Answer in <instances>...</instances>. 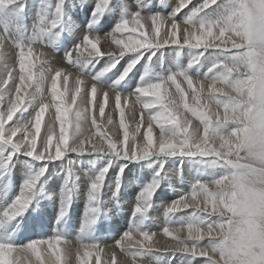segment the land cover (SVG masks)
I'll use <instances>...</instances> for the list:
<instances>
[{
  "label": "snow or ice",
  "instance_id": "obj_1",
  "mask_svg": "<svg viewBox=\"0 0 264 264\" xmlns=\"http://www.w3.org/2000/svg\"><path fill=\"white\" fill-rule=\"evenodd\" d=\"M18 3L20 0H0V10ZM109 3L110 0H97L93 17L102 16ZM191 3L192 0H177L174 14H179ZM63 4L64 0H57L55 18L41 20L37 32L43 35L60 25ZM214 5L217 6L215 19H197ZM89 27H92L91 23ZM117 34H126V38H117ZM108 38L117 46L118 52L111 47L101 51L98 45L102 38L85 34L82 42L65 55L69 63L73 60V51L76 57H85L84 52H87L86 57L89 58L108 56L112 60L91 78L90 88L85 85L81 98V103L86 104L83 109L77 104L83 81L75 80L74 92L66 100L68 76L62 69H56L50 76L49 87L55 104L54 118L49 117L45 122L50 104L42 102L29 121L12 128L9 124L29 98V93L27 100L25 98L27 88L32 86L34 79L37 83L43 77V67L38 73L33 72V45L23 43L14 45L18 49L16 62L9 63L2 51L5 49L4 40L0 39V61L3 62L0 63V141L13 149L8 161L19 151L37 161L59 160L68 153H102L129 161L153 155L209 158L211 166L219 170V175L211 181L198 180L189 193L177 198L166 209L168 214L181 209L195 210L191 222L180 227L163 228V235L176 240L175 245L163 250L153 249L144 242H151L155 233L129 230L116 242L117 246L123 240L131 241L133 233L143 238L136 242L138 246L135 249L122 248L133 258V264L136 257H145L154 251L203 257V264H264V0H202L181 21L171 16L162 18L159 14L145 17L138 11L117 23L114 30L104 37L105 40ZM169 45L215 49L226 56L212 64L209 71L213 75L205 80L207 83L194 80L186 71H180L166 79L137 86L131 94L110 89L114 93V103L106 116L111 97L108 91H104L102 98L97 99L95 82L115 68L126 53L137 54ZM199 59V56L194 58L188 67L198 63ZM138 60L139 57L124 68L113 81L114 86L128 76ZM17 62L18 73L15 71ZM62 77L64 92L59 87ZM173 85L175 91L170 92ZM205 92L207 95H203ZM130 99L132 106L128 111L133 119L136 105H142L139 121L132 127L126 123L125 117ZM189 100L193 102L189 103ZM74 106L78 110L73 117ZM97 108L99 120L95 114ZM90 109L91 123L87 134H84L81 128L89 119ZM114 114L118 115V125ZM186 114L197 119L200 126L193 128L192 120ZM105 125H112L116 131ZM154 125L159 130L155 139ZM107 171L108 167L101 170L91 183L90 201L97 200ZM42 175L43 171L26 180L24 190L4 210V218L13 220L29 208L31 193ZM158 187L157 179L144 186L138 194L134 213L142 214L150 207L148 202ZM189 196L191 202L188 201ZM198 197L202 198L203 206ZM180 233L186 234L181 236ZM205 239L206 244L202 243ZM62 243L65 245L63 249L59 247ZM45 245L51 252L47 259L41 255V248ZM93 248L97 249L96 253L91 251ZM99 251L102 249L97 243H80L74 248L61 235L34 240L23 246L0 242V264H21L18 258H11L14 252L34 254L36 260L32 264H73V258L77 264H92L93 255L94 264H101ZM111 264H117L115 254Z\"/></svg>",
  "mask_w": 264,
  "mask_h": 264
},
{
  "label": "rangeland",
  "instance_id": "obj_2",
  "mask_svg": "<svg viewBox=\"0 0 264 264\" xmlns=\"http://www.w3.org/2000/svg\"><path fill=\"white\" fill-rule=\"evenodd\" d=\"M143 1H147V6H141L140 3ZM175 1L177 0H110V3L103 15L94 19L95 17H93V10L97 0H64L60 25L54 29H51L50 32L41 35L39 32H37V27L41 20L51 21L55 18V5L57 0H20V3L0 10V39L4 40L5 46V49H2V51H4L7 56H11L8 62L14 63L16 62V54H18V49L14 48L15 44L23 43L33 45V55L40 59L38 62H33L35 64L33 72L38 73L41 67H43V77L40 78L37 83L34 79L30 88L32 89L31 92L37 90L39 94L38 97L41 98L44 96V99H42L46 100L48 97H45V95L47 96L50 94V76L56 69H62L63 73L65 74L66 68L67 72L70 70V74H73L75 71L71 70L73 68H70V66L72 67L74 64H80L81 68L84 69L85 67L83 66V62L85 61L86 64L95 63L93 68L99 66L102 69L112 62L111 58L108 56L96 58H89L86 56L76 57L75 51H73V60L71 63L65 59L66 53L71 51L78 43L82 42L83 36L85 34H90L97 37L100 35H105L106 33L110 34L112 29L115 28V25L123 18H128L133 13L138 11L145 17H150L153 14H159L162 16V18H168L166 11L170 9L173 10L175 8ZM156 2L160 7H164L165 10L159 11V9H150V7L153 4H156ZM201 2L202 0H192V3L183 10V16L187 15V13L193 7L200 4ZM216 8V5L212 6L205 12H202L197 19H203L205 21L215 19L217 15ZM74 16L79 17L77 18ZM178 19L180 18H176V20ZM79 20H85L86 22L77 23ZM90 23L92 24V27H89ZM102 23H107L103 25H106L108 28L103 32H100L97 30V28H99V25ZM163 34L164 29L162 28L161 35ZM117 37L119 36L117 35ZM102 41L108 42V39L105 40L102 38L101 42ZM101 42L98 46L100 48H104ZM106 44L107 45H105V47L109 44V47L116 46L115 44L111 43V41ZM109 47L101 49V51H106L109 49ZM115 49L118 51L117 47ZM25 50L27 51V49ZM187 50L186 47L169 45L160 49L144 51L137 54L126 53L122 58H120L116 67L112 69L113 74L111 77L118 78L123 72L124 68L132 60L139 57L138 63L132 68L128 76L123 80L124 83L131 81L133 85L138 84L137 86H140L142 84L156 82L160 79H166L168 75L180 71H186L188 75H190L194 80L205 81L213 75V73L209 71L212 64L214 62L224 60L226 56L225 53H221L219 50L215 49L204 50L191 48V50ZM81 51H83V49H81ZM184 52H186L185 56L188 55L187 58L183 56ZM177 53H180L183 56L182 58H185L188 61H192L194 58L199 56V62L196 64H201L200 62L203 60L205 64L204 69L208 77L205 76L203 78H198L191 75L190 72L187 71L183 60L180 59L181 56L178 57ZM149 57H151V59H149ZM15 71L17 73L19 72L18 62L15 63ZM87 78L89 79L91 76H87ZM178 80L183 81V78L178 77ZM99 81H101L102 84V86H100L101 88L108 87L110 89V83L106 81L105 77H102ZM68 82L70 81L68 80ZM205 83H207V81H205ZM182 86L185 88L187 87L186 83H182ZM133 89L134 88L125 90V87H123L121 89L113 90L124 93L133 91ZM174 91L175 88L173 85L170 89V92ZM28 93L30 98V92ZM42 93L44 95H42ZM72 93V91H69L68 96H71ZM203 95H207V92L203 93ZM192 102L193 101L189 100V103ZM201 103H204V101L201 100ZM85 106L86 104L81 108ZM131 106L132 103L128 102V107L125 108V112L130 115L129 117L133 118V115L128 111V108ZM38 107L39 104L35 103L34 106H29V104L26 102L25 107L16 114L13 121L9 124V128L22 126L24 123L29 121L33 117ZM141 107L142 106L139 104L136 105L135 119H133L135 122L139 121ZM212 108L214 111V106H212ZM77 110L78 109L74 107L72 113L76 112ZM186 115H188L189 119L192 120L193 128L200 126V122L192 117L191 114ZM88 123L90 126V116ZM132 125L134 126V124ZM104 127L112 128L109 125ZM115 131L116 130L113 129V132ZM158 131V127L154 125V139L158 135ZM41 134H43V127ZM109 135H112V133L110 132ZM69 143H71V139H69ZM10 153H13L11 146H6L3 141H0V155L4 158L8 157ZM17 160L26 161V163L23 162L24 165L26 164L25 166H28L27 163L30 161L36 162L38 168H32L31 171H35L36 173L43 171V175L45 173L52 172L51 178H55L56 176L62 177L67 173L69 177L66 179L65 185L68 190V194L70 195L69 197H76L79 195L78 197H80L79 199L81 201L82 199L83 201H87L88 199V202L95 207V211H93V213L97 219L103 218V215L107 217L109 214H111V212H117L119 216L126 212L132 213L138 203V194L146 184L151 182L153 179H157L159 181V187L156 190L154 196L148 202L150 207H148L144 212L146 215L150 214L146 216L147 219H151L150 225L157 227L156 229L149 227L144 230L150 233H155V230L157 229H160V232L163 233V228L165 226L170 228L180 227L191 222L193 220V212L195 211L194 209H181L180 212L175 214H168L166 212L167 207L170 205V202H173L180 196L189 193L193 185L198 180L211 181L214 177L219 175V170L211 166L210 159L204 157H169L153 155L139 161H129L102 153H68L59 160L37 161L24 155L23 151L12 154L9 168L5 169V171H2V173L8 171L12 173L16 170L21 172V167L18 168V166L15 164ZM56 166H61V168L54 170L53 168ZM106 167H108V171L105 174L103 188L101 192L97 194V200L95 202L90 201V185L95 180V177L100 173V171ZM121 169H123L122 172ZM158 172L159 176H157ZM126 181L128 182L127 184ZM161 191L169 192L168 197L166 196L163 200L156 201L154 203L156 200L155 198ZM197 199L201 200V206H203L202 198L198 197ZM188 201L191 202L190 196L188 197ZM154 204L156 209L154 210L155 213L153 214L152 211ZM64 214L68 213L65 212ZM97 222L99 221H95V223ZM114 231H120V229H114ZM122 231L123 230L120 232ZM185 234L186 233H180L179 235L184 236ZM55 235L59 234H54V236ZM91 240L92 238L89 237L87 241L90 242ZM115 241L116 239L114 238L112 243ZM170 241L174 242L175 244L177 243V241L173 240L172 238H170ZM98 243L99 241L97 244ZM202 243L206 244V239ZM99 245L102 246V243ZM116 247L117 243L114 245V248ZM149 254L152 257L150 264H203L204 259L203 257L199 256L197 258H193L189 255L181 254L179 252L173 254L170 251L168 253L154 251L149 252ZM119 257L121 258V256ZM145 259L142 256L140 257L139 261H143L141 264L145 262Z\"/></svg>",
  "mask_w": 264,
  "mask_h": 264
},
{
  "label": "bare ground",
  "instance_id": "obj_3",
  "mask_svg": "<svg viewBox=\"0 0 264 264\" xmlns=\"http://www.w3.org/2000/svg\"><path fill=\"white\" fill-rule=\"evenodd\" d=\"M139 1H142V0H139ZM140 4L141 6L145 7L147 6L148 3L147 1H143ZM174 4H177V1H175ZM150 9H159V11L165 10L164 7L162 6L160 7L159 4H157V2L156 4H153L150 7ZM174 9L173 10L170 9L166 11V14L168 15V17L171 16L172 19L174 20H176V18H180L181 20H183V18L185 17L183 16V11L180 12L179 14H174ZM74 17H77V16H74ZM96 18L97 17H95L94 19ZM180 19L176 21H179ZM85 22H86L85 20H82V21L79 20L77 23H85ZM103 24H107V23H102L101 25H99L100 27L97 28L98 31L103 32L104 30L108 28L106 27V25H103ZM182 25L183 24L180 25L181 28L184 27V25L183 26ZM113 30L114 29H112V31ZM105 35H100L99 37L104 38ZM117 35L121 38H126V36H120V34H117ZM110 41H111L110 38H108V42L102 41L101 44L103 45L104 48H101V49H105L109 47L110 44L106 47L105 45H107L106 43H109ZM116 47L117 46L111 47V48L115 49ZM187 49L191 50V47L186 46V50ZM185 53L186 52H184L183 56L187 58L188 55L185 56ZM84 55L86 56L87 52H84ZM177 56L178 57L181 56L180 59L183 60V63L185 67L187 68V71H189L191 75H193L194 77H198V78L200 77L203 78L205 76L208 77L204 69L205 64L203 60L202 62H200L201 64L195 63L191 68H189L188 65L190 61L186 60L185 58H182L183 56L180 53H177ZM10 58L11 56H7L5 54V59L9 61ZM39 60L40 59L38 57H35L33 55L34 63L38 62ZM94 64L95 63L86 64L84 61L83 62V66L85 67L84 69L81 68L80 64H74L72 67L70 66V68H73L71 70L75 71V73L73 74H70L71 73L70 70H68L67 72L65 68L64 75H67L68 80L70 81L68 82L69 90L65 93L66 100L70 99V96H68V92L69 91L74 92L73 86L75 87V80L79 78L83 81V83L81 84V89H82L81 94L80 96L77 97V104L79 105L80 108L85 105L84 103H81V98L83 97V89L85 85H87L90 88L93 83L91 78L95 76L96 73H98L101 70L99 66L93 68ZM112 74H113V71L111 70L110 73L104 76L106 81L110 83V86H109L110 89H121L125 87V90H130V88L135 89L138 85V84L133 85L131 81H129L128 83H124V81H122L118 86H114L113 81H115L117 78H112L111 77ZM87 76H91V78L88 79ZM95 83L97 84V99L102 98L104 91H108L109 96L111 97L109 101V107H106V116H107L108 112L111 110L112 104L114 103V93L108 87L101 88L100 87L102 86L101 81H96ZM59 87H60V91L62 92L65 91L64 84H63V77L61 78ZM31 91L32 89L28 87L27 92L25 93V98H27L26 94L30 92V98L28 99V101H26L27 104H29V106L30 105L34 106L35 103L39 105L42 102L49 103L51 106L49 107L48 111L45 113V122L49 120V117L54 118L53 113L55 114V104L51 101L52 100L51 93L48 94L47 96L45 95V97H48V99L43 100L44 96L39 98L38 97L39 94L37 90L33 92ZM133 91L124 92L122 94H126V95L131 94L133 93ZM42 95L44 94L42 93ZM129 102L132 103V100L130 99ZM122 104H123V99H122ZM90 113H91V109L89 110V113H88L89 116H90ZM74 114L75 112L72 113L73 117H74ZM95 114L97 116V119L99 120L100 117H99L98 109H96ZM129 116L130 115L125 112L126 123H128L131 127L133 126L132 124H135L136 122L133 120V118ZM114 118L116 119L117 125H118V115L114 114ZM88 120L86 121V124L82 125V128H81V131L84 134H87V131L89 128ZM109 126L113 128L112 125H109ZM56 131H59L58 123L56 125ZM69 137L71 139V130L69 131ZM6 162H7V165L5 166ZM23 162L26 163V161H23V160H17L15 162L18 168L21 167V172L16 170V171H13L12 173H10V171L2 173V171H5V169L9 168L10 161H8V157L3 158L0 155V242L11 243L17 246H23L34 240L46 239V238L53 237L54 234H59L63 236L68 241V243L72 245L74 248L78 247L80 243H97L98 241H99L98 244L102 243V246H100L102 251H99L98 253L100 256L101 264H111V259H112L113 254H115L117 258V264H133V258L129 255H126L125 252L122 251V248L132 247L133 249H135V247L138 246L136 242L142 240L143 238L138 233H133L131 241L123 240L121 241V245L117 246L116 248H114V245L116 244L118 240H121L123 233H125L126 231H129V230L144 231L146 228H149V227L156 229L157 228L156 226L153 227L152 225H150L151 219L146 218V216L150 214L148 215H146L145 213L136 214L133 211L132 213L126 212L119 216L117 212H111L109 216L106 217L103 215L102 216L103 218L97 219L95 218L93 211H91V209L95 207L92 206V204L88 202V199L87 201H83V199L81 201L79 199L80 197H78L79 195H77L76 197H73V196L69 197L70 195L68 194V190L65 185V181L69 177L67 173L64 174L62 177L56 176L55 178H51L52 172H48L42 175L36 188L31 193L32 203L29 206V208L21 216H18L13 220H7L6 218H4L3 216L4 210L8 208L13 203L15 198L24 190L23 186L26 180L30 179L33 175L37 174L35 171H31L32 168L33 169L38 168L36 162L30 161L27 163L28 166H25L26 164L24 165ZM59 168H61V166H56L53 169L58 170ZM127 183L128 182L126 181V184ZM168 194L169 192L167 191H161L155 198L156 200L154 201V203L156 201L163 200L166 196L168 197ZM129 201H132V200H129ZM171 203L172 202H170V204ZM153 206L154 207H153L152 213L154 214L155 213L154 210L156 209L155 204ZM65 212H67L68 214H64ZM95 221H99V222L95 223ZM114 229L116 230L120 229V231L121 230L123 231L122 232L114 231ZM89 237L92 238L90 242L87 241ZM114 238L116 239V241L112 243ZM144 243L151 246L153 249L160 248L161 250L175 245L174 242L170 241V237L166 238V236H164L163 233L160 232V229L155 230V236H153V239L151 242L149 243L144 242ZM64 246H65L64 243H62L59 247L63 249ZM91 251L93 253H96L97 249L93 248L91 249ZM82 253H83V249L81 250V254ZM41 255L45 259H47L48 256H51V252L47 250L46 245L41 248ZM119 256H121V258ZM140 257L141 256H138L135 258V264H141L143 262V261H139ZM11 258L13 259L18 258L21 261V264H32V262L36 260L35 255L32 253L17 254L14 252L13 257ZM143 258L145 259V257ZM151 260H152V257L150 256L149 253H147L145 262L143 264H150ZM91 261H92V264H94L95 255L91 257ZM73 264H77L74 258H73Z\"/></svg>",
  "mask_w": 264,
  "mask_h": 264
},
{
  "label": "clouds",
  "instance_id": "obj_4",
  "mask_svg": "<svg viewBox=\"0 0 264 264\" xmlns=\"http://www.w3.org/2000/svg\"><path fill=\"white\" fill-rule=\"evenodd\" d=\"M0 255H2V254H0Z\"/></svg>",
  "mask_w": 264,
  "mask_h": 264
}]
</instances>
